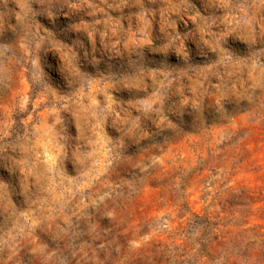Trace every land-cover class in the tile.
<instances>
[{"label": "clouds", "instance_id": "obj_1", "mask_svg": "<svg viewBox=\"0 0 264 264\" xmlns=\"http://www.w3.org/2000/svg\"><path fill=\"white\" fill-rule=\"evenodd\" d=\"M0 264H264V0H0Z\"/></svg>", "mask_w": 264, "mask_h": 264}]
</instances>
